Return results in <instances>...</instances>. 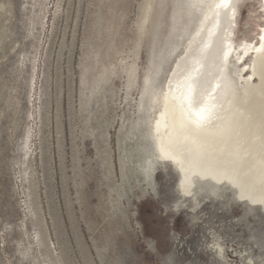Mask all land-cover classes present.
<instances>
[{
    "label": "rangeland",
    "instance_id": "obj_1",
    "mask_svg": "<svg viewBox=\"0 0 264 264\" xmlns=\"http://www.w3.org/2000/svg\"><path fill=\"white\" fill-rule=\"evenodd\" d=\"M100 1L0 0V264H264L262 195L207 174L194 179L196 198L185 196L174 162L152 145L143 153L134 140L119 143L131 124L151 142L168 63L153 103L142 100L148 42L136 82L130 67L117 70L81 109L82 71L92 72L107 37L95 34L96 17L109 10L101 13ZM141 2L120 0L114 48L124 55ZM262 12L258 0H242L235 42L258 36ZM241 53L232 66L250 68L251 53L236 64ZM218 244L227 261L216 257Z\"/></svg>",
    "mask_w": 264,
    "mask_h": 264
},
{
    "label": "bare ground",
    "instance_id": "obj_2",
    "mask_svg": "<svg viewBox=\"0 0 264 264\" xmlns=\"http://www.w3.org/2000/svg\"><path fill=\"white\" fill-rule=\"evenodd\" d=\"M100 2L101 13L105 7L109 10L96 17L95 34L99 38L105 32L107 37L97 42L92 72L88 66L82 71L81 109L91 104L117 70L125 72L130 67L128 82L134 84L138 56L148 42L142 100L153 103L161 69L168 63L161 103L151 118V142L144 134H133L136 124H131L119 143L134 140L137 151L143 153L147 144L152 145L153 153L174 162L181 172L179 185L185 196L196 198L194 179L212 174L218 180L224 176L238 180L244 192L264 197V26L257 24L258 36L248 38L242 46L234 41L242 0L227 4L220 0H142L132 50L124 55L114 48L118 33L114 22L123 10L120 0ZM258 4L264 6V0ZM234 44L242 52L236 56V64L251 53L250 68H246L248 64L232 66L231 59L238 54ZM109 53L121 55L115 65ZM100 110L104 112L103 105ZM154 174L150 163L144 169L145 180ZM215 246L216 257L227 261L224 247Z\"/></svg>",
    "mask_w": 264,
    "mask_h": 264
},
{
    "label": "snow or ice",
    "instance_id": "obj_3",
    "mask_svg": "<svg viewBox=\"0 0 264 264\" xmlns=\"http://www.w3.org/2000/svg\"><path fill=\"white\" fill-rule=\"evenodd\" d=\"M221 4H227L230 3V0H220Z\"/></svg>",
    "mask_w": 264,
    "mask_h": 264
}]
</instances>
